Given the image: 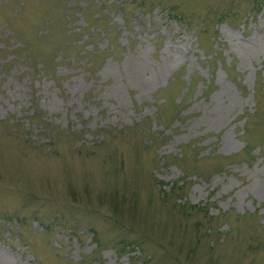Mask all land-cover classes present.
<instances>
[{"label":"rangeland","instance_id":"374dc122","mask_svg":"<svg viewBox=\"0 0 264 264\" xmlns=\"http://www.w3.org/2000/svg\"><path fill=\"white\" fill-rule=\"evenodd\" d=\"M54 1L0 0V264H264V0Z\"/></svg>","mask_w":264,"mask_h":264},{"label":"trees","instance_id":"16d2710c","mask_svg":"<svg viewBox=\"0 0 264 264\" xmlns=\"http://www.w3.org/2000/svg\"><path fill=\"white\" fill-rule=\"evenodd\" d=\"M55 3H58L59 2V0H55L54 1ZM19 13H16V15H18ZM68 14H69V12H68Z\"/></svg>","mask_w":264,"mask_h":264}]
</instances>
